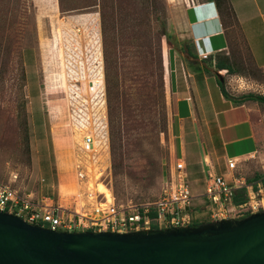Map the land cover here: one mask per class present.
<instances>
[{"label": "rangeland", "instance_id": "obj_1", "mask_svg": "<svg viewBox=\"0 0 264 264\" xmlns=\"http://www.w3.org/2000/svg\"><path fill=\"white\" fill-rule=\"evenodd\" d=\"M2 1L11 14L6 21L0 20V181L6 182L16 174V186L20 190L49 196L54 202L70 206L76 192L75 159L83 157L78 122H83L89 114L96 137H105L99 157L103 168L110 166L104 172V182L112 188L116 201L139 204L156 200L169 165L179 156L171 119L170 80L173 69L179 65V54L182 55L176 47L183 44V55L189 51L193 54V15L188 8L196 0H163L165 30L173 36V44L160 39L161 53L157 54V62L151 54L148 38L139 35L133 40V31L126 21L120 22L121 30L115 35L121 42L118 58L108 46L106 54L111 58L107 59L100 5H90L93 0L89 3L65 0L67 10H61L59 0H29L33 8L22 19L16 16L17 5L21 8L20 2L26 5L28 1ZM110 2H107L109 10ZM214 10L215 4L210 0L202 12L208 14ZM223 24L229 38V51L225 55L236 70L233 74L220 73L225 87L235 92L264 94V69L257 68L254 63V59L260 64L264 62V30L256 32L259 37H254L252 45L247 44L224 7ZM108 36L106 40H110L113 33L110 31ZM222 42V38H218L215 43ZM17 48L22 50L23 80L19 76L22 70L20 72L15 53ZM133 54L137 56L136 63L146 64L149 72L147 80L140 77L137 82L133 80L134 84L125 74ZM111 60L118 61L119 74ZM107 73L110 79L116 74L126 103L141 101L147 93L151 96L153 111L148 119L124 125L121 122L120 140L114 136L115 122H109L110 137L108 129L106 139L105 122L109 121ZM160 83L162 91L157 90ZM100 85L94 92V87ZM257 109L259 151L252 159L246 157L238 161L236 169L226 172L229 176L239 173L246 178L255 173L264 175V104ZM101 122L104 124L100 126ZM128 127L131 129L126 131ZM118 144H121L123 157L115 154L114 146L117 148ZM203 175L197 170L188 172L191 192L195 196L191 214L199 222H210L211 204L202 195ZM98 187L105 190L101 183Z\"/></svg>", "mask_w": 264, "mask_h": 264}, {"label": "built area", "instance_id": "obj_2", "mask_svg": "<svg viewBox=\"0 0 264 264\" xmlns=\"http://www.w3.org/2000/svg\"><path fill=\"white\" fill-rule=\"evenodd\" d=\"M209 56V52L201 54L203 59ZM100 87H94L93 91L96 92ZM78 123V130L82 133L80 149L83 157L75 159L76 192L71 205L64 206L49 196H36L20 190L16 186L17 175L14 174L8 181H0V211L19 216L27 223L57 231L129 232L192 226L194 218L191 207L195 196L191 192L184 159L175 156V162L169 165L156 200L139 204L118 203L112 188L104 182V172L110 166L103 168V161L99 157V148L105 137H96L94 122L89 114L83 122ZM99 124L101 126L104 123ZM238 161V158H227L226 170L232 172ZM231 181L214 172L206 174L202 195L211 204L210 221L240 219L264 209V193L259 192L261 189L257 191L249 187L242 176L233 175ZM99 183L105 190L98 188ZM242 188L247 193L246 201L233 203L235 191Z\"/></svg>", "mask_w": 264, "mask_h": 264}, {"label": "crops", "instance_id": "obj_3", "mask_svg": "<svg viewBox=\"0 0 264 264\" xmlns=\"http://www.w3.org/2000/svg\"><path fill=\"white\" fill-rule=\"evenodd\" d=\"M208 1L210 0H196L188 8L193 15L192 49L196 56L189 61L178 53L179 65L173 69L170 80L171 119L177 138V157L185 160L187 173L197 170L206 176L208 172H214L223 175L231 183L232 176L226 173L230 172L226 170L227 158L234 157L239 161L246 157L252 159L259 151L260 139L256 133V122L259 120L257 108L263 104L253 100H241L243 94L252 91L235 92L224 85L228 93L225 96L218 76L227 70L217 71L201 57V54L209 52L215 58L217 53L228 54L229 51V38L223 18L215 19L216 8L208 14L202 12ZM229 2L239 30L246 43L252 45L254 37H259L256 32L264 30V0ZM218 38H222V44L215 43ZM254 63L264 69V62L260 64L254 59ZM236 176H242L249 187L252 186L257 191L261 189L260 194L264 193L263 174L255 173L247 178L240 173Z\"/></svg>", "mask_w": 264, "mask_h": 264}, {"label": "water", "instance_id": "obj_4", "mask_svg": "<svg viewBox=\"0 0 264 264\" xmlns=\"http://www.w3.org/2000/svg\"><path fill=\"white\" fill-rule=\"evenodd\" d=\"M0 264H264V209L129 232L57 231L0 211Z\"/></svg>", "mask_w": 264, "mask_h": 264}, {"label": "trees", "instance_id": "obj_5", "mask_svg": "<svg viewBox=\"0 0 264 264\" xmlns=\"http://www.w3.org/2000/svg\"><path fill=\"white\" fill-rule=\"evenodd\" d=\"M26 1H28L26 5L20 2L21 8L17 5L16 16L18 18H21V19L24 18L25 13L30 12V10L33 8V4L29 2V0H26ZM64 1L65 0H59V5H60L61 10L69 9L65 7ZM108 1L110 0H93L92 4H90V5H97V4L100 5L104 54L106 58L107 59L111 58L110 56H107L106 54L108 46L112 47V54L114 53V55L117 56L118 58V53L120 52L121 42H120V38L119 37L116 38L115 35L117 34L119 30H121V27L119 25L120 22L126 21L129 24V27L133 31L132 39L137 40L140 37L139 35H141V37L145 36L146 38H148V41L150 43V49L152 50L151 54L153 58L156 60V62L157 60L159 61V58L157 56L159 55V53H161L160 49H161L162 38L166 42H169V44H173L171 40L173 36L170 33L166 32L165 30L166 10H165V4L163 0H115V4H112V0H111L110 5H109L110 10L108 9V5H107ZM86 2L89 3V0H86ZM213 2L215 4L216 11L220 15V17L223 18V7H224L225 13L228 15H231V17L233 18V20L238 26L233 7L230 4L229 0H213ZM5 5H8V4H5ZM9 13H10V9H8L7 6L5 8V6L3 5V1L0 0V20L2 18L6 21L9 17ZM107 23L109 24L108 27H107ZM110 31L113 33V37H111L110 40H106V37H109L108 35ZM110 43L111 45H109ZM116 45H117V51L115 52ZM176 48L178 52L183 55V52H184L183 44L181 45L179 44V46H177ZM247 49L249 51L248 45H247ZM0 51H2L1 46H0ZM21 51L22 50L17 48V51L15 53L17 55V61L19 62V66H20V68L19 66L18 68L20 72L22 70V73H20L19 76L23 80L24 73H23ZM133 56L134 58L130 60L131 65L129 66V69L127 70V72H125V74H128L127 79L130 80V82L134 84L135 82H137V80L140 79V77L144 79V81L147 80L149 76L148 74L149 72L146 69V64L142 65L140 64L141 62L140 61L138 65L136 63L137 60H135L137 56L135 54H133ZM195 56H196L195 53L193 52V54H191L190 51H189V54L184 55L185 59L189 61L193 60ZM205 61H208L209 65L213 66L217 71L221 69H226L227 73H232V74L236 73L234 64L231 62L228 56L225 55V53H222L221 55L217 54L215 56L214 62H213V57L211 56L206 58ZM113 63H114V67H115L114 70L116 74H119L118 72L119 68L116 67V64H118V61L113 62ZM256 67L258 68V66ZM216 70L215 72L217 74ZM116 74H115L114 79H110L108 73L106 74V79H107L106 88H107V93L109 95L108 127H109V122H115V129H114L115 135L114 136L117 138V140H120L122 124L124 125L126 124V122H143L145 119H148V116L152 113L153 108L151 104L152 102H151L150 93H147L145 96H143V100L141 101L137 99L136 102L132 100L133 102L130 101L126 103V99H124L122 95L123 92L120 90V87H119V81L116 79ZM219 85L221 87L223 94L225 96H228V93L226 92L225 87H224V82L219 81ZM161 87H163V84L161 83L158 84L157 90L162 91ZM241 100H253V101L258 102L259 104H264V94L249 92V93L243 94L241 96ZM121 122L123 123L121 124ZM108 129H109V137H110V127ZM130 129L131 127H128L126 131ZM114 150H115V154L118 157L120 156L123 157V153L121 152V144H118L117 148L114 146ZM259 177L261 176L259 175ZM255 178H258V176H256ZM248 180L251 181L250 179ZM246 199H247L246 190L242 188V189H238L235 191L232 201L235 204H239V203L246 201ZM204 222H199L196 219H193L192 226H198L199 224L204 223Z\"/></svg>", "mask_w": 264, "mask_h": 264}, {"label": "clouds", "instance_id": "obj_6", "mask_svg": "<svg viewBox=\"0 0 264 264\" xmlns=\"http://www.w3.org/2000/svg\"><path fill=\"white\" fill-rule=\"evenodd\" d=\"M221 19V17H220V15L218 14V12H216V17H215V19ZM211 54V53H210Z\"/></svg>", "mask_w": 264, "mask_h": 264}, {"label": "bare ground", "instance_id": "obj_7", "mask_svg": "<svg viewBox=\"0 0 264 264\" xmlns=\"http://www.w3.org/2000/svg\"><path fill=\"white\" fill-rule=\"evenodd\" d=\"M103 82V81H102ZM98 186H100V183L98 184ZM99 188V187H98ZM101 190V189H100Z\"/></svg>", "mask_w": 264, "mask_h": 264}]
</instances>
